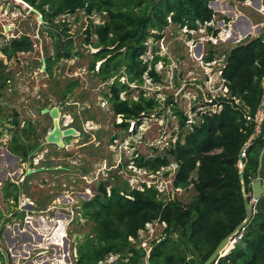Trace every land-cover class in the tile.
I'll return each mask as SVG.
<instances>
[{
	"label": "rangeland",
	"instance_id": "1",
	"mask_svg": "<svg viewBox=\"0 0 264 264\" xmlns=\"http://www.w3.org/2000/svg\"><path fill=\"white\" fill-rule=\"evenodd\" d=\"M214 1L217 4L212 7L217 15L215 25L209 26L211 30L199 27L191 34L185 32L184 27L171 24L162 39H149L147 56L158 54L162 58L155 68L160 79H147L140 87L133 84L132 93L137 98L145 91L146 95L159 98L163 107L124 130L117 126L123 118L115 116L106 99L108 81L99 79L89 70L92 53L97 51L93 45L97 38L88 35L87 29L91 22L105 21L106 16L88 15L80 9L49 22L40 12L31 11L29 5L0 0V217L4 222L0 230V250L5 264H73L78 242L94 234L93 221L82 216L81 207L97 193L99 183H107L109 190L112 186L128 188L130 183L139 185L142 179L132 168L133 157L164 153L179 139L181 132L184 134L192 123L200 120L198 113L211 108L212 100L226 91L221 73L225 54L239 42L254 39L264 32V11L258 0L251 3ZM241 15H250L257 28L240 41L220 40L226 36L225 30L229 33L230 27L239 30ZM22 35L32 39L33 49L9 59L1 48ZM211 35L219 41L214 43ZM192 41L196 48H192ZM200 45L204 49L199 54ZM211 51H215V60L210 63L205 57ZM126 95L121 93V97ZM46 107H58L61 127L78 131L76 136L64 137L69 145L62 147L46 141L54 128V119L43 113ZM174 107L187 117L185 126H181ZM17 117L20 129L25 126L28 131L26 142L35 145L28 159L12 151L17 144L14 135L21 133L13 124ZM263 118L264 110H259L258 123ZM113 136H116L114 141ZM176 167L173 162L155 174L166 192L173 190ZM35 169L41 170L27 173ZM143 178L148 179L144 174ZM8 192H17L18 200L8 198ZM175 193L183 202L190 201L194 195L191 187ZM60 220L65 236L64 242L57 245L49 237L54 236ZM164 227L160 222L150 223L134 242L148 252L154 240L163 234ZM116 259L117 256H110L101 264Z\"/></svg>",
	"mask_w": 264,
	"mask_h": 264
},
{
	"label": "trees",
	"instance_id": "2",
	"mask_svg": "<svg viewBox=\"0 0 264 264\" xmlns=\"http://www.w3.org/2000/svg\"><path fill=\"white\" fill-rule=\"evenodd\" d=\"M23 1L38 9L49 22L80 9L88 15L107 12L103 23L91 22L87 29L88 35L97 38L93 43L97 51L92 53L89 70L108 81L106 99L115 116L123 118L117 126L124 130L130 128L131 121L139 124L144 116L163 107L159 98L146 95L145 91L137 98L132 93V85L142 86L147 75L160 79L155 68L162 58H143L149 51V39H162L171 24L196 30L217 15L211 7L214 0ZM32 49V39L22 35L13 38L1 51L11 59ZM214 56L215 51H211L205 59L210 62ZM47 63L50 69V60ZM221 70L228 90L212 100L211 108L198 113L199 121L192 123L184 134L181 132L164 153L133 157L137 167L152 172L176 163L173 185L191 187L194 195L190 201L166 200L156 188L139 190L127 184L128 188L112 186L109 190L107 183H99L97 193L81 207L82 216L93 221L94 234L78 242L73 264H100L114 255L117 259L105 264H140L146 260L148 264H203L246 218L239 164L240 153L249 141L242 160L245 192L252 193V183L259 174L264 184V118L261 123L257 121L264 96V32L230 49ZM123 92L125 97H121ZM215 104H221L222 109L214 111ZM173 110L180 116L181 126H185L187 117L177 108ZM13 124L21 133L14 135L17 144L12 151L28 159L35 145L26 142L28 131L25 126L20 129L18 117ZM7 197L18 200V193L8 192ZM153 222L166 225L147 252L131 238L137 240L140 231ZM3 228L0 217V230ZM0 264H5L1 250ZM213 264H264V195L255 204L242 241Z\"/></svg>",
	"mask_w": 264,
	"mask_h": 264
},
{
	"label": "water",
	"instance_id": "3",
	"mask_svg": "<svg viewBox=\"0 0 264 264\" xmlns=\"http://www.w3.org/2000/svg\"><path fill=\"white\" fill-rule=\"evenodd\" d=\"M18 1L22 4L26 3L23 0H15ZM258 5L259 7L263 8V3L261 2V0H258ZM28 4V3H26ZM213 4H217L215 3V1L211 2V7L213 6ZM29 5V4H28ZM29 9L31 11L34 12H40L38 9H36L35 7L29 5ZM264 10V8H263ZM42 17V16H41ZM249 28H244V29H240L242 31V35L247 37L251 31L253 30V26L252 23H249ZM6 29H9V27H6ZM43 69H45V64H46V60L43 59ZM264 80V78H263ZM259 110L263 111L264 110V103L261 102L260 106H259ZM43 113H49L50 116L54 119V128L48 133L47 137H46V141L49 143H55L58 144L60 146H64V137H68V136H76L78 135V131L73 128V127H67V128H62L61 124H60V110L58 107H53V108H49L46 107L43 109ZM116 139V136L112 137V141H114ZM250 145V141L247 142L241 153H240V162L242 163V165H240V173H239V177L242 180V184H243V192H244V199H245V204H246V218L228 235L226 236L220 243L219 245L216 247V249L213 251V253L210 255V257L203 263V264H213L216 263L218 261V259L225 255L226 253H223V251L225 250L226 247H229L233 241V239L242 231L245 230L246 226L249 224V222L251 221L253 214L255 212V202L258 201V199L264 195V184H263V179L262 176L259 174V176L257 177V179H255L252 183V193L250 195L246 194L245 192V183H244V167L245 164L242 162L243 157L245 156V151L247 149V147ZM264 154V150L262 152L261 155V160ZM16 157V156H15ZM41 169H35V170H29L27 173L30 174L31 172L34 171H39ZM262 170V162L260 163L259 166V172L261 173ZM249 196H251V198L249 199Z\"/></svg>",
	"mask_w": 264,
	"mask_h": 264
},
{
	"label": "built area",
	"instance_id": "4",
	"mask_svg": "<svg viewBox=\"0 0 264 264\" xmlns=\"http://www.w3.org/2000/svg\"><path fill=\"white\" fill-rule=\"evenodd\" d=\"M243 1H245V0H243ZM247 1V3H251V0H246ZM223 7V6H222ZM221 7V8H222ZM231 8H233V6H231ZM263 8H264V5H263ZM222 9H226V7L225 8H222ZM222 9H221V12H222ZM226 11H228V10H226ZM96 13H99V12H94L93 14H91V15H97ZM101 15H105V16H107V12H101L100 13ZM216 17V16H215ZM221 21H223V25H225L226 24V21L225 20H221ZM104 21H102V22H97V23H103ZM210 25H215V19L214 20H212L211 22H208V23H206V25H203V26H200V29L201 30H205V29H207V26H210ZM254 28H257V26H254L253 25V29ZM184 31L185 32H189V33H193L195 30H192V29H189L187 26H184ZM222 32V31H221ZM220 34V33H219ZM224 34H226V36H224V37H220V40L222 39V38H228V39H233V40H236V41H240L241 40V38H243L242 36V34H241V30L239 29V30H234L232 27H230L229 28V33L227 34V31L225 30V33ZM245 37V36H244ZM210 40H212L214 43H216V42H218L219 41V39L218 38H216V36H214V35H211L210 36ZM149 42V41H148ZM148 45H149V43H148ZM196 44L194 43V41H192V48H196ZM202 48H203V46H202ZM204 49V48H203ZM150 50V49H149ZM147 53H148V51H147ZM147 53L143 56V58L147 61V60H150V59H152L154 56H152V57H150V56H147ZM158 55V54H157ZM215 60V58L212 60V61H210V63L211 62H213ZM221 73H222V70H221ZM147 79H149V80H153L152 78H150L148 75L145 77V81L147 80ZM124 80V79H123ZM223 81H224V83H225V79L223 78ZM225 92H227V88L225 87ZM264 97V96H263ZM213 109H214V111H219V110H221L222 109V105L221 104H215V105H213ZM258 116V115H257ZM134 122V124H135V122L136 121H131V124ZM131 127V126H130ZM130 129V128H129ZM173 164V163H172ZM171 164V165H172ZM170 165V166H171ZM132 168H135L136 169V172H137V174H139V177L142 179V181L140 182V184L139 185H137V186H132V184L130 183V185H131V187L132 188H134V189H139V190H144V189H146V188H156L157 190H158V192L161 194V197H163L164 199H166V200H171V199H174V198H176L175 197V194H177V193H175V191H179V190H183L182 188H178V187H174V185H173V182H172V187H173V190L172 191H170V192H166V187H164V185H163V183H161L162 181H161V179L160 178H156L155 176V174H157V173H159L160 171H157V172H152V171H149V170H147L146 168H139V167H137L135 164H134V162H133V166H132ZM166 168V167H165ZM164 169V168H163ZM143 174H144V176L145 177H147L148 179H144L143 178ZM151 176H154V177H151ZM150 177V178H149ZM153 223H156V222H153ZM148 224H150V223H148ZM147 224V225H148ZM147 225H146V227H147ZM164 225H166L165 223H164ZM141 232V231H140ZM244 232H245V230L244 231H242V232H240L234 239H233V241H232V243H231V245H230V249H232V248H234V247H236L241 241H242V238H243V234H244ZM133 241H134V239L133 238H131ZM101 264V263H100Z\"/></svg>",
	"mask_w": 264,
	"mask_h": 264
},
{
	"label": "bare ground",
	"instance_id": "5",
	"mask_svg": "<svg viewBox=\"0 0 264 264\" xmlns=\"http://www.w3.org/2000/svg\"><path fill=\"white\" fill-rule=\"evenodd\" d=\"M20 1V0H19ZM25 5H28V4H26V3H24ZM254 6V5H253ZM28 8V7H27ZM262 8V7H261ZM259 9V8H258ZM221 11V10H220ZM262 11H264V10H262ZM220 20V19H219ZM254 24V23H253ZM16 29V28H15ZM27 29V28H26ZM11 32V31H10ZM27 32V31H26ZM256 32V31H255ZM34 33V32H33ZM196 35V34H195ZM224 35V34H223ZM12 36V35H11ZM4 38V37H3ZM42 40V39H41ZM3 41V40H2ZM35 42V41H34ZM40 42V41H39ZM42 42V41H41ZM229 44V43H228ZM43 46V45H42ZM41 46V47H42ZM44 47V46H43ZM222 47V46H221ZM42 50V49H41ZM44 50V49H43ZM226 50V49H225ZM40 51V50H39ZM48 51V50H47ZM206 51V50H205ZM41 53V52H40ZM206 53V52H205ZM28 54V53H27ZM25 55V54H24ZM26 56V55H25ZM85 81V80H84ZM93 83V82H92ZM67 86V85H66ZM62 87V86H61ZM64 87V86H63ZM83 89V88H82ZM83 91V90H82ZM81 91V92H82ZM84 92V91H83ZM82 92V93H83ZM91 92H93V91H91ZM56 93V92H55ZM61 93H62V91H61ZM84 93H86V92H84ZM81 95V94H80ZM84 95V94H83ZM86 95V94H85ZM84 95V96H85ZM79 98V97H78ZM63 99H65V98H63ZM86 99V98H85ZM57 104V103H56ZM73 106V105H72ZM85 110V109H84ZM83 110V111H84ZM83 111H82V113H83ZM85 111H87V110H85ZM99 111V110H98ZM64 113V112H63ZM88 114V113H87ZM90 114V113H89ZM94 114V113H93ZM101 114V113H100ZM103 114V113H102ZM101 114V115H102ZM90 116L91 115H89V116H87V117H89L88 119H90ZM65 120V119H64ZM86 121V120H85ZM102 121V120H101ZM79 125H81V124H79ZM81 127V126H80ZM25 182V181H24ZM46 184V183H45ZM133 184V183H132ZM53 186V185H52ZM60 189V188H59ZM61 190V189H60ZM38 192V191H37ZM47 195V194H46ZM27 196H29V195H27ZM34 199V198H33ZM35 200V199H34ZM34 204V203H33ZM52 204V203H51ZM46 211V210H45ZM35 215V214H34ZM40 215V214H39ZM52 215V214H51ZM38 217V216H37ZM36 217V218H37ZM55 218V217H54ZM64 219V218H63ZM38 220H39V218H38ZM56 220V219H55ZM54 220V221H55ZM57 221V220H56ZM60 222V226L58 227L57 226V231L55 232V234H54V236H52L51 238L49 237V239H51L52 240V243H55V244H57V245H61L63 242H64V236H65V232H64V227H63V222H62V220H60L59 221ZM45 223V222H44ZM46 223H47V221H46ZM45 225V224H44ZM43 225V226H44ZM55 226V225H54ZM92 226V225H91ZM49 229V228H48ZM52 229V228H51ZM55 231V230H54ZM66 231V230H65ZM33 233V232H32ZM47 240V239H46ZM51 245V244H50ZM31 248V247H30ZM229 249H230V246L229 247H226L225 248V250L223 251V253H226V252H228L229 251ZM63 260V259H62ZM65 261V260H64ZM56 264V263H55ZM64 264V263H63Z\"/></svg>",
	"mask_w": 264,
	"mask_h": 264
},
{
	"label": "crops",
	"instance_id": "6",
	"mask_svg": "<svg viewBox=\"0 0 264 264\" xmlns=\"http://www.w3.org/2000/svg\"><path fill=\"white\" fill-rule=\"evenodd\" d=\"M239 19H241L242 21V23L240 22L239 23V29H244V28H247V25H248V23H252V21H251V18H250V15H244V16H239ZM246 22H248L247 24H246ZM252 26H253V23H252ZM201 51H202V46L200 45L199 46V48L197 49V52L200 54L201 53Z\"/></svg>",
	"mask_w": 264,
	"mask_h": 264
},
{
	"label": "flooded vegetation",
	"instance_id": "7",
	"mask_svg": "<svg viewBox=\"0 0 264 264\" xmlns=\"http://www.w3.org/2000/svg\"><path fill=\"white\" fill-rule=\"evenodd\" d=\"M44 114H49V113H44ZM50 115V114H49ZM64 140V139H63ZM64 143H65V145L64 146H62V147H65V146H67V145H69V143H66L65 141H64ZM33 155V151L29 154V156H32Z\"/></svg>",
	"mask_w": 264,
	"mask_h": 264
}]
</instances>
